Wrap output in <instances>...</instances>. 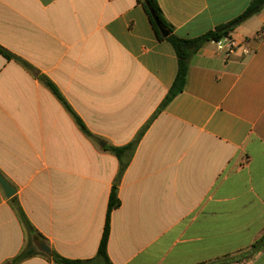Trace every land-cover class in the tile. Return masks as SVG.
I'll use <instances>...</instances> for the list:
<instances>
[{
	"label": "crops",
	"instance_id": "0c3cea01",
	"mask_svg": "<svg viewBox=\"0 0 264 264\" xmlns=\"http://www.w3.org/2000/svg\"><path fill=\"white\" fill-rule=\"evenodd\" d=\"M157 1L184 39L251 2ZM263 26L264 8L231 34L239 48L229 58L213 41L202 46L183 92L153 119L178 59L140 0H0V47L15 57L0 54V173L17 190L7 198L0 186V264L27 244L13 198L52 252L95 258L120 170L107 147L131 143L150 122L118 186L111 262L264 264V250L252 249L264 234V40L254 39ZM19 264L56 263L34 255Z\"/></svg>",
	"mask_w": 264,
	"mask_h": 264
},
{
	"label": "trees",
	"instance_id": "16d2710c",
	"mask_svg": "<svg viewBox=\"0 0 264 264\" xmlns=\"http://www.w3.org/2000/svg\"><path fill=\"white\" fill-rule=\"evenodd\" d=\"M140 3L143 5L144 9L146 10L148 17L150 19V22L152 24V27L158 39L161 41L169 42L171 46L173 47L176 53L177 59H178V71H177V76L175 78V81L168 95L166 96V98L164 99L160 107L158 108V111L154 115L153 119L163 109H165L178 94L183 92L185 85H186L187 73L190 67L191 60L197 51L208 42L218 41V40L223 39L224 37L230 36L238 26H240L242 23L247 21L249 18L257 14L264 8V0H251L247 9L241 15L231 20L230 22L217 27L215 30L210 31L203 36L193 38V39H184V38L178 37L174 33V27L165 18L164 13L157 0H140ZM152 12L156 15L162 27L165 28L169 32V36L165 37L162 35L160 29L158 28L154 20ZM0 54H2L8 60L15 58L12 54H10L8 51L3 49L2 47H0ZM22 63L28 69L33 70V68L27 63L25 62H22ZM38 77L40 81L44 83L56 95L58 100L70 112V114L73 116V118L75 119L76 123L79 125L81 130L89 138L95 140L96 137L88 130L84 122L75 113V111L66 101L64 96L55 86V84L43 75H39ZM150 123L146 125L139 132L135 140L132 141L131 143L125 146H122V147H114V146L107 147V150H109L112 154H114L117 157L120 163V170L115 180L111 194H110L107 221H106L104 234H103L100 246H99L97 256L89 260H74V259H68V258L62 257L54 251L52 252L51 256H47L46 254L41 252L38 249V245H36V242L39 240H42L43 238L41 236L35 235V229L30 223V221L28 220L24 210L20 206L18 200L13 198L12 201L14 204V208L16 209L17 214L20 218V221L26 231L27 244H26V247L22 250V252L11 261V264H19L20 262L34 255H42V256L51 258L56 264H113L108 255V244H109V239H110V220H111L112 212L121 206L118 186L137 150L140 140L142 139L143 135L147 131L148 127L150 126ZM252 249L254 253H257V254L264 250V234L253 245Z\"/></svg>",
	"mask_w": 264,
	"mask_h": 264
},
{
	"label": "built area",
	"instance_id": "2783aa9c",
	"mask_svg": "<svg viewBox=\"0 0 264 264\" xmlns=\"http://www.w3.org/2000/svg\"><path fill=\"white\" fill-rule=\"evenodd\" d=\"M255 40L261 41L264 40V26L257 32L254 37ZM218 50L222 51L226 58L232 56L236 50L239 48V44L230 36L224 37L221 40L213 41ZM245 54H250L249 49H245ZM232 264H249L246 261H235Z\"/></svg>",
	"mask_w": 264,
	"mask_h": 264
},
{
	"label": "water",
	"instance_id": "95a60500",
	"mask_svg": "<svg viewBox=\"0 0 264 264\" xmlns=\"http://www.w3.org/2000/svg\"><path fill=\"white\" fill-rule=\"evenodd\" d=\"M152 14L162 35L165 37L169 36V32L162 27L156 15L153 12ZM0 186L2 187L7 198H12L17 192L16 188L13 187L1 173H0ZM37 245L40 251H42L47 256H51L52 254L51 248L44 241L42 240L38 241Z\"/></svg>",
	"mask_w": 264,
	"mask_h": 264
},
{
	"label": "rangeland",
	"instance_id": "374dc122",
	"mask_svg": "<svg viewBox=\"0 0 264 264\" xmlns=\"http://www.w3.org/2000/svg\"><path fill=\"white\" fill-rule=\"evenodd\" d=\"M39 249V248H38ZM42 252V251H41Z\"/></svg>",
	"mask_w": 264,
	"mask_h": 264
}]
</instances>
